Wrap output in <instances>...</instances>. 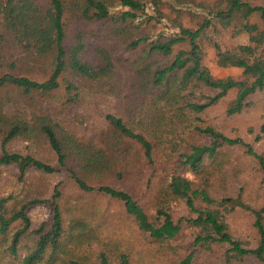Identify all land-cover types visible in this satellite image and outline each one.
<instances>
[{"label": "trees", "instance_id": "trees-1", "mask_svg": "<svg viewBox=\"0 0 264 264\" xmlns=\"http://www.w3.org/2000/svg\"><path fill=\"white\" fill-rule=\"evenodd\" d=\"M254 13H259L261 21L251 20ZM221 16L229 19L231 36L244 37L245 42L222 49L207 34ZM0 26L48 69L43 79L14 72L0 75V165L15 164L21 178L29 167L47 173L57 170L31 154L6 149L13 138H30L35 129L34 134L44 136L58 166L68 170L80 189L121 201L139 230L163 242L175 238L181 229L180 219H173L164 205L151 216L129 191L103 182L89 184L83 177L91 173L121 176L117 168L134 151L145 166L153 167L155 150L167 148L176 159L161 201H182L189 214L185 222L193 229L191 251L183 264H191L198 251L221 243L227 245L229 263L253 256L264 264V206L246 202L241 184L235 193H213L218 175L206 166L207 160L217 162L224 148H237L256 161L264 174V153L255 147L264 139V103L258 110L260 121L247 125L244 132L234 128L227 133L212 123L200 124L197 115L228 98L222 110L227 118L257 109L256 98L264 90V0H49L45 9L34 0H0ZM92 36L101 44L95 64L84 59L86 39ZM209 47L214 48L217 66L240 68V73L214 76L205 63ZM117 66L128 74L121 89L124 116L107 113L105 127L87 147L65 135L49 115L37 116L32 128L20 110L13 120L4 113L9 96L2 92L9 87L31 101L38 96L54 98L66 107L80 103L84 80L110 78ZM193 134L203 141L192 139ZM68 161L79 170L69 168ZM184 170L199 176V183L183 174ZM220 182L227 189L224 177ZM60 196L58 184L50 197H32L16 205L9 203L10 195L0 194V245L12 257H17L19 249H27L20 264L54 261L65 231ZM40 203L50 205V224L31 229L28 209ZM237 208L250 210L254 216L255 246L231 234L227 215ZM69 263L132 264L127 253L111 262L104 252L94 262H75L69 257Z\"/></svg>", "mask_w": 264, "mask_h": 264}, {"label": "rangeland", "instance_id": "rangeland-1", "mask_svg": "<svg viewBox=\"0 0 264 264\" xmlns=\"http://www.w3.org/2000/svg\"><path fill=\"white\" fill-rule=\"evenodd\" d=\"M5 1V0H3ZM41 8L45 9L49 0H34ZM252 2L253 0H243ZM251 20L261 21L259 13L251 15ZM229 19L219 17L207 29V34L212 36L222 48H230L238 43L245 42L244 37H233L230 33ZM0 34L4 38L0 40V75L5 72L22 73L36 79H43L48 71L44 64L32 59L22 47L15 42L10 35L4 32L0 26ZM100 42L94 37L86 39V51L84 59L90 64L99 62L97 48ZM205 63L214 76L238 75L241 71L236 67H220L215 64V51L213 47L207 49ZM45 68V70H44ZM128 77L124 69L117 66L110 78L101 81L84 80L82 87V99L66 107H61L56 99L45 100L36 97L31 101L21 95V92L13 91L10 87L4 90L2 95H8L4 113L12 119L16 111L23 112V118L32 127L35 119L40 115H49L54 121L60 123L65 135L87 147L95 141L97 132L105 127V115L114 113L123 115L124 91H121ZM9 91L8 93H6ZM230 98L224 99L217 106L210 107L205 113L197 114L199 123H212L217 128L227 133H232L234 128L240 132L249 124L260 121L258 111L260 104L264 103V90L256 98L257 109L232 118L223 115L224 105ZM34 127V126H33ZM32 127V128H33ZM25 137L18 135L7 145L11 152L31 154L43 160L57 170L47 173L33 167H29L21 178L18 167L15 164L0 165V194L10 195L11 205L19 204L32 197L45 198L53 193L54 186L58 184L61 196L60 207L64 218L65 231L61 241V249L54 256L51 264H70L69 257L75 262H94L101 252H104L111 262H116L120 253H127L132 264H183V259L191 251L193 242V229L186 224L189 216L187 209L180 200H162V194L166 188V179L173 168L176 157L167 148L156 149L155 166H145L136 151L123 160L119 169L121 176L117 174L100 175L91 173L85 176L89 184L106 183L117 188L129 191L139 203L145 206L152 216L155 209L164 205L169 210L173 219L179 220L181 229L178 235L166 241H156L143 231L139 230L133 219L124 212L122 202L96 191H83L80 189L67 169L58 166L55 153L50 148L44 136L34 134ZM139 131L138 128H135ZM256 131V129H255ZM2 136L0 134V143ZM203 141L202 136L193 134V138ZM135 149L138 147L134 145ZM261 153H264V139L255 144ZM0 146V154H1ZM69 168L77 167L68 161ZM206 166L212 173L218 175V180L211 187L213 193L225 191L236 192L241 184L244 187L243 198L252 207L264 206V174L259 165L249 156L244 155L240 149L224 148L218 155L217 162L212 159L206 161ZM228 171L225 175L224 172ZM169 171V174H168ZM82 175L81 173H79ZM189 179L199 183L201 178L193 172L184 170ZM224 177L225 187L220 182ZM204 204V203H203ZM31 219V229H37L42 223L46 227L50 224L51 209L47 203L32 205L28 209ZM254 216L250 210L237 208L227 215L231 234L239 240L257 244L258 235L253 226ZM1 238V237H0ZM2 240L0 239V243ZM226 244H213L210 250H201L195 253L191 264H259L253 256H245L238 262H232L226 257ZM27 253V249L18 250L17 257H12L6 251L5 245H0V264H20L21 258ZM67 257V258H66ZM66 258V259H65ZM66 261V263L64 262Z\"/></svg>", "mask_w": 264, "mask_h": 264}]
</instances>
